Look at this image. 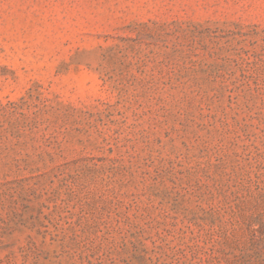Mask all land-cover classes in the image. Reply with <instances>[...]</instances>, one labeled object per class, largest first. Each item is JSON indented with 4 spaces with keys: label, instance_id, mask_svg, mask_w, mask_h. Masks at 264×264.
<instances>
[{
    "label": "rangeland",
    "instance_id": "rangeland-1",
    "mask_svg": "<svg viewBox=\"0 0 264 264\" xmlns=\"http://www.w3.org/2000/svg\"><path fill=\"white\" fill-rule=\"evenodd\" d=\"M0 264H264V0H0Z\"/></svg>",
    "mask_w": 264,
    "mask_h": 264
}]
</instances>
